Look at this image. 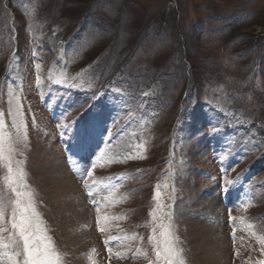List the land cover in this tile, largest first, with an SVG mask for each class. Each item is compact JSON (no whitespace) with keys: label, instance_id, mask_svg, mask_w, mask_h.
Returning a JSON list of instances; mask_svg holds the SVG:
<instances>
[{"label":"rangeland","instance_id":"obj_1","mask_svg":"<svg viewBox=\"0 0 264 264\" xmlns=\"http://www.w3.org/2000/svg\"><path fill=\"white\" fill-rule=\"evenodd\" d=\"M16 200L44 264H264V0H0V264Z\"/></svg>","mask_w":264,"mask_h":264},{"label":"snow or ice","instance_id":"obj_2","mask_svg":"<svg viewBox=\"0 0 264 264\" xmlns=\"http://www.w3.org/2000/svg\"><path fill=\"white\" fill-rule=\"evenodd\" d=\"M9 172H11L10 167H9ZM88 175L89 176L92 175L91 171L88 172ZM11 183H12V181H9V187H11ZM12 191L14 193H16L17 197H20L23 195V193L18 192L16 190V188H12ZM157 195H159V193H157ZM19 203H20L19 200H16L13 202L14 206H13L12 215H13V221L14 222L12 224V227H13V229H16L17 227H19V234H20V237L23 239V250H24V254H25L23 264H44V261L41 259V257L36 255L30 247V237L27 234L28 233V226H27V223L23 217V213H21V219L19 221V224H17L15 222ZM5 211H6V205H4L3 203H0V218H2L4 216ZM24 211H27V208H25ZM101 231H102V229H101ZM171 251H172L171 248L166 249L165 250V257L168 259V264H175L174 260L169 255L171 253ZM20 254L21 253L19 251H17L15 253L16 256H19ZM45 255H47V249H45ZM156 255L159 258L161 253L157 252ZM9 259L12 260V257H9ZM13 264H18V262L14 261ZM180 264H183L182 260L180 261Z\"/></svg>","mask_w":264,"mask_h":264},{"label":"bare ground","instance_id":"obj_3","mask_svg":"<svg viewBox=\"0 0 264 264\" xmlns=\"http://www.w3.org/2000/svg\"><path fill=\"white\" fill-rule=\"evenodd\" d=\"M85 146V145H84ZM61 169V166H60V164L59 165H54L53 164V166H52V173L54 174V175H56L57 173H61L62 171H59ZM51 173V172H50ZM67 177V178H66ZM66 177H64V180L66 181L65 183V185L64 186H66L67 188H69L70 187V185H71V182H70V180L72 181L73 180V178L70 176V175H66ZM69 177V178H68ZM62 182H63V180H62ZM72 185H73V183H72ZM78 207H80V206H78ZM84 217H86V214H85V216ZM86 219V218H85ZM217 243V242H216ZM212 247V246H211ZM212 253H214V257H213V259L215 260V259H218V258H221V253H223V251H224V248H223V244H221V245H219V244H216V245H214L213 246V248H212Z\"/></svg>","mask_w":264,"mask_h":264}]
</instances>
